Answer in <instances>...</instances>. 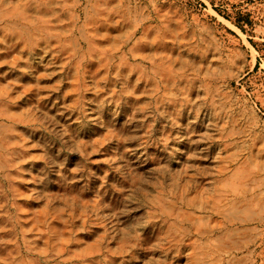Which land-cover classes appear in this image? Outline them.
Instances as JSON below:
<instances>
[{
  "label": "rangeland",
  "instance_id": "obj_1",
  "mask_svg": "<svg viewBox=\"0 0 264 264\" xmlns=\"http://www.w3.org/2000/svg\"><path fill=\"white\" fill-rule=\"evenodd\" d=\"M0 264H264V0H0Z\"/></svg>",
  "mask_w": 264,
  "mask_h": 264
},
{
  "label": "trees",
  "instance_id": "obj_2",
  "mask_svg": "<svg viewBox=\"0 0 264 264\" xmlns=\"http://www.w3.org/2000/svg\"><path fill=\"white\" fill-rule=\"evenodd\" d=\"M242 27V26H241Z\"/></svg>",
  "mask_w": 264,
  "mask_h": 264
}]
</instances>
